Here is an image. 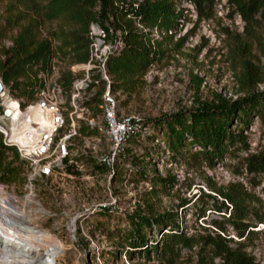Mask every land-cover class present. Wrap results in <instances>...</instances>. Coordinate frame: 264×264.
<instances>
[{"label": "rangeland", "instance_id": "374dc122", "mask_svg": "<svg viewBox=\"0 0 264 264\" xmlns=\"http://www.w3.org/2000/svg\"><path fill=\"white\" fill-rule=\"evenodd\" d=\"M174 6L176 15L170 31L152 29L150 32L153 39L150 44L159 47L162 56L130 88L123 85L114 91L119 113L152 124L155 119L176 109L191 107L198 99L210 100L219 95L226 100H235L249 91H264V19L256 17L249 34L226 0H213L206 18H198L192 4L186 0L175 1ZM8 7L6 0H0V21L14 16L15 11L7 10ZM69 28L70 25L61 19L42 21L37 35L47 37L50 32ZM16 30V26L5 28L0 48L10 45V38ZM117 36L118 33L109 39ZM239 42H245V46L241 47ZM52 43L56 45L55 40ZM246 60V66L255 71L258 80L244 88L238 80ZM53 64L58 65L64 75L72 76L68 74L67 67L78 63H69L67 57H57ZM39 73H44V70L37 72L36 77ZM106 74L110 80L111 76ZM93 78H100L96 70ZM101 83L91 99L93 105L89 107L94 113L97 112L94 105L98 101ZM4 87L9 91V86ZM262 101L264 103V96ZM146 130L142 137L127 143L126 153L116 164L117 173L109 185L115 197L114 203L101 209H97L98 203L108 200L105 171L88 155L82 138L72 141L69 171L64 170L56 177L29 180L27 165L23 163L20 177H25V181L0 182V191L13 197L29 221L59 241L56 264H155L134 252L130 258L122 251L115 256L109 253L119 247L116 234L129 228L126 214L135 209L146 212L149 204L155 214L164 211L177 213L178 221L186 227L188 234L200 233L203 228H211L208 221L215 216L205 212V220L195 221L192 211L197 206L193 201L200 193L215 195L209 187L220 189L230 183H241L253 195L247 200L251 213L264 221V192L261 189L264 182L252 188L245 178L237 174L239 170L233 164L236 159L229 161L224 156L222 161L214 162L212 166L193 162L186 165L181 159L173 162L160 129L152 125ZM243 134L250 152L264 143V127L254 115L249 118ZM101 145L104 147V142ZM152 173L171 177L172 186L161 188L153 184L149 179ZM214 197L220 200L217 195ZM251 219L256 232L245 241V250L254 257L255 264H264V222L256 223L254 218ZM225 234L236 239L227 226ZM149 259H153L151 253ZM175 264L185 262L179 260Z\"/></svg>", "mask_w": 264, "mask_h": 264}, {"label": "trees", "instance_id": "16d2710c", "mask_svg": "<svg viewBox=\"0 0 264 264\" xmlns=\"http://www.w3.org/2000/svg\"><path fill=\"white\" fill-rule=\"evenodd\" d=\"M6 1L7 10L15 11V14L0 21V39L7 26H16L17 30L10 38V45L0 48V82L9 86L10 96L28 101L39 85L36 73L47 70L53 56L67 57L69 63L86 61L90 23L98 24L107 37L118 33L120 43L107 55L105 69L111 76L113 92L123 85L130 88L162 56V50L150 44L153 40L150 32L152 29L170 31L175 20L174 3L177 0ZM186 1L192 4L198 18H206L213 3V0ZM226 1L233 13L239 15L245 32L249 34L256 17L264 19V0ZM54 19H61L70 28L39 37L37 29L41 22ZM54 40L56 45L52 43ZM238 45L244 47L245 42ZM247 63L248 60L238 80L244 88L258 80L255 71L246 66ZM68 83V75L63 74V84L67 86ZM262 96L264 91H249L235 100L215 95L210 100L198 99L189 108L176 109L155 119L152 124L143 122L148 127L153 125L160 129L166 151L173 162L181 159L186 165L193 162L212 166L214 162L222 161L224 156L229 161L234 158L233 164L239 170L237 174L254 188L264 182V143L250 152L243 132L251 115L256 116L264 127ZM80 132L84 135L91 133L85 127H81ZM140 137L137 134L129 141ZM191 147L194 149L191 150ZM23 163L14 148L2 144L0 139V182L25 181V177H20ZM68 167L66 164L64 170L69 171ZM149 179L161 188H169L173 184L171 177H159L155 173ZM209 188L220 200L215 195L200 193L193 201L197 207L192 214L197 221L205 220V212L212 213L215 217L208 221L210 229L206 227L200 233L188 234L186 227L178 221L177 213L164 211L155 214L147 204L146 212L135 209L126 214L129 228L116 234L119 247L109 253L115 256L122 251L130 258L131 252H134L143 260L154 261L155 264H175L179 260H184L185 264H255L254 257L244 245L256 232L251 218L256 223L264 222L247 206V200L253 195L239 182L230 183L225 188ZM261 189L264 192V185ZM225 226L232 230L236 239L225 234ZM123 247H126L125 251ZM149 253L153 259H149Z\"/></svg>", "mask_w": 264, "mask_h": 264}, {"label": "built area", "instance_id": "2783aa9c", "mask_svg": "<svg viewBox=\"0 0 264 264\" xmlns=\"http://www.w3.org/2000/svg\"><path fill=\"white\" fill-rule=\"evenodd\" d=\"M87 37V59L67 67L68 74H72L68 76L67 86L63 84V71L53 64L56 55L48 69L37 75L39 85L30 100L13 98L2 85L0 139L2 144L13 147L18 157L24 160L28 168L27 179L33 180L60 175L71 161L72 141L82 138L88 155L105 171L108 200L98 203L97 209H101L114 203L115 197L109 185L117 173L116 164L124 156L128 141L137 134H146L148 126L143 119L118 112L105 61L119 45V39H109L96 23L89 24ZM94 70L98 72L99 79L93 78ZM77 72L78 75H74ZM100 82L102 88L94 105L97 112L94 113L89 107L93 105L91 99ZM5 109H9L8 115L3 113ZM81 127L91 133L81 135Z\"/></svg>", "mask_w": 264, "mask_h": 264}, {"label": "bare ground", "instance_id": "6f19581e", "mask_svg": "<svg viewBox=\"0 0 264 264\" xmlns=\"http://www.w3.org/2000/svg\"><path fill=\"white\" fill-rule=\"evenodd\" d=\"M59 247L50 232L32 224L13 197L0 191V264H56Z\"/></svg>", "mask_w": 264, "mask_h": 264}, {"label": "water", "instance_id": "95a60500", "mask_svg": "<svg viewBox=\"0 0 264 264\" xmlns=\"http://www.w3.org/2000/svg\"><path fill=\"white\" fill-rule=\"evenodd\" d=\"M2 91V84L0 82V92ZM5 115H8L9 113V109H5L4 112H3Z\"/></svg>", "mask_w": 264, "mask_h": 264}]
</instances>
